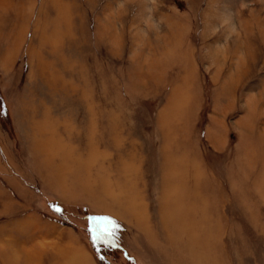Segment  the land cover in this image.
<instances>
[{"label":"rangeland","instance_id":"374dc122","mask_svg":"<svg viewBox=\"0 0 264 264\" xmlns=\"http://www.w3.org/2000/svg\"><path fill=\"white\" fill-rule=\"evenodd\" d=\"M0 264H264V0H0Z\"/></svg>","mask_w":264,"mask_h":264},{"label":"snow or ice","instance_id":"6c2138e0","mask_svg":"<svg viewBox=\"0 0 264 264\" xmlns=\"http://www.w3.org/2000/svg\"><path fill=\"white\" fill-rule=\"evenodd\" d=\"M56 211H59V208H57ZM105 235H107V236H111L112 233L102 232L100 238H103ZM94 237H95V233H94Z\"/></svg>","mask_w":264,"mask_h":264},{"label":"crops","instance_id":"0c3cea01","mask_svg":"<svg viewBox=\"0 0 264 264\" xmlns=\"http://www.w3.org/2000/svg\"><path fill=\"white\" fill-rule=\"evenodd\" d=\"M165 188H167V185L165 184ZM135 213V212H134ZM138 215L140 214H137V217H139ZM135 216V215H134ZM136 225H138L139 227H141L143 224L139 221V218L136 219Z\"/></svg>","mask_w":264,"mask_h":264},{"label":"bare ground","instance_id":"6f19581e","mask_svg":"<svg viewBox=\"0 0 264 264\" xmlns=\"http://www.w3.org/2000/svg\"><path fill=\"white\" fill-rule=\"evenodd\" d=\"M37 145H38V144H37ZM85 164H86V163H85ZM57 165H58V164H57ZM87 165H88V164H87ZM87 165H86V166H87ZM86 166H85V167H86Z\"/></svg>","mask_w":264,"mask_h":264}]
</instances>
